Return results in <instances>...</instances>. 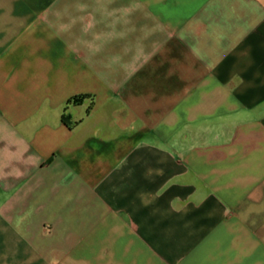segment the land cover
I'll return each mask as SVG.
<instances>
[{"label": "crops", "instance_id": "1", "mask_svg": "<svg viewBox=\"0 0 264 264\" xmlns=\"http://www.w3.org/2000/svg\"><path fill=\"white\" fill-rule=\"evenodd\" d=\"M0 264H264V0H0Z\"/></svg>", "mask_w": 264, "mask_h": 264}, {"label": "trees", "instance_id": "2", "mask_svg": "<svg viewBox=\"0 0 264 264\" xmlns=\"http://www.w3.org/2000/svg\"><path fill=\"white\" fill-rule=\"evenodd\" d=\"M86 95L85 94H77V95H74L71 97V99H69V101H73L74 103H78V102H81L82 99L85 97Z\"/></svg>", "mask_w": 264, "mask_h": 264}]
</instances>
